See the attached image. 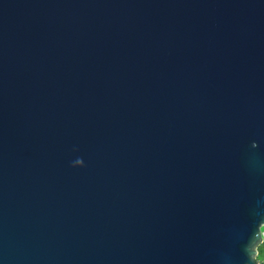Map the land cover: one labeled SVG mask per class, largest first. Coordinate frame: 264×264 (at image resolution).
<instances>
[{
    "label": "water",
    "instance_id": "95a60500",
    "mask_svg": "<svg viewBox=\"0 0 264 264\" xmlns=\"http://www.w3.org/2000/svg\"><path fill=\"white\" fill-rule=\"evenodd\" d=\"M264 0H0V264H258Z\"/></svg>",
    "mask_w": 264,
    "mask_h": 264
},
{
    "label": "trees",
    "instance_id": "16d2710c",
    "mask_svg": "<svg viewBox=\"0 0 264 264\" xmlns=\"http://www.w3.org/2000/svg\"><path fill=\"white\" fill-rule=\"evenodd\" d=\"M262 230L264 231V225L262 226ZM259 253H264V242H262L259 246H258V255ZM257 255V257H258ZM264 264V263H261Z\"/></svg>",
    "mask_w": 264,
    "mask_h": 264
},
{
    "label": "rangeland",
    "instance_id": "374dc122",
    "mask_svg": "<svg viewBox=\"0 0 264 264\" xmlns=\"http://www.w3.org/2000/svg\"><path fill=\"white\" fill-rule=\"evenodd\" d=\"M258 259L260 260L261 263H264V253H259Z\"/></svg>",
    "mask_w": 264,
    "mask_h": 264
},
{
    "label": "clouds",
    "instance_id": "9594fccd",
    "mask_svg": "<svg viewBox=\"0 0 264 264\" xmlns=\"http://www.w3.org/2000/svg\"><path fill=\"white\" fill-rule=\"evenodd\" d=\"M262 242H264V231L263 230H262ZM258 264H261L260 260Z\"/></svg>",
    "mask_w": 264,
    "mask_h": 264
}]
</instances>
